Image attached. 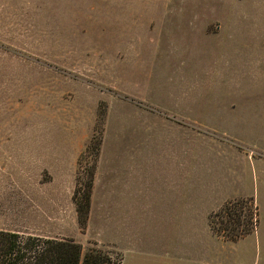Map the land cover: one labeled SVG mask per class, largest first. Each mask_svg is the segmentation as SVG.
I'll return each mask as SVG.
<instances>
[{
	"label": "rangeland",
	"instance_id": "374dc122",
	"mask_svg": "<svg viewBox=\"0 0 264 264\" xmlns=\"http://www.w3.org/2000/svg\"><path fill=\"white\" fill-rule=\"evenodd\" d=\"M101 1L0 0V230L112 262L174 239L264 264V33L240 8L216 26ZM95 162L81 229L73 193ZM237 194L258 206L255 233L212 237L204 213Z\"/></svg>",
	"mask_w": 264,
	"mask_h": 264
},
{
	"label": "trees",
	"instance_id": "16d2710c",
	"mask_svg": "<svg viewBox=\"0 0 264 264\" xmlns=\"http://www.w3.org/2000/svg\"><path fill=\"white\" fill-rule=\"evenodd\" d=\"M97 156L98 154L95 159ZM96 162L88 174L87 181H78L73 193L72 199L81 229L85 228L88 220ZM258 223L259 211L253 197L227 201L218 211L208 216V225L212 234L230 243H236L253 234ZM111 259L108 253L96 248L83 253L82 246L70 239L25 236L0 230V264L121 263V258L114 262Z\"/></svg>",
	"mask_w": 264,
	"mask_h": 264
},
{
	"label": "crops",
	"instance_id": "0c3cea01",
	"mask_svg": "<svg viewBox=\"0 0 264 264\" xmlns=\"http://www.w3.org/2000/svg\"><path fill=\"white\" fill-rule=\"evenodd\" d=\"M95 1L100 2V0ZM129 1L131 0H102L101 2L104 5L108 3L121 5ZM150 2L153 1L151 0ZM157 3L160 13H162L161 19L166 18L167 21L172 23H215L216 26H219L220 22L224 20L233 18L231 14L233 10L236 12L235 19L237 20L239 18L238 12L240 8V13L246 16L248 23L251 24L252 28L256 29L254 30V34L264 33V0H155L153 5L156 6ZM160 5H162V9ZM90 26L91 25L87 26L86 29ZM141 156L142 154H140L139 157ZM251 160L253 163H255V161H262L264 163V159L252 157ZM260 165L264 167V164ZM237 197L250 196L238 194L231 195L224 201ZM213 211L214 210H208L203 215L207 223L209 234L212 232L208 225V216ZM185 216L190 224L194 221L192 210H189ZM154 243H156L155 248H159L156 253L137 254L139 251L135 250L134 253L136 254H132L129 257L130 259L122 256L120 264H220L213 256L206 255L205 252L202 254L193 251H185L183 249L182 251L180 249H177L179 251L175 250V248H193L196 246V243L191 240L176 241L174 239H161Z\"/></svg>",
	"mask_w": 264,
	"mask_h": 264
}]
</instances>
